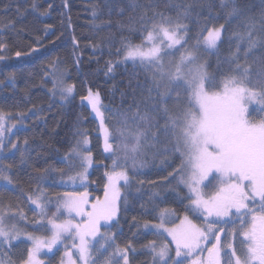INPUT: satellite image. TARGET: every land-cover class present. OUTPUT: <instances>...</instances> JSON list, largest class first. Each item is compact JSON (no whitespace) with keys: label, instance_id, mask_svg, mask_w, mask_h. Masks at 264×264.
<instances>
[{"label":"snow or ice","instance_id":"snow-or-ice-1","mask_svg":"<svg viewBox=\"0 0 264 264\" xmlns=\"http://www.w3.org/2000/svg\"><path fill=\"white\" fill-rule=\"evenodd\" d=\"M196 6L201 11L196 13L195 20L194 5L183 3L166 4L163 10L147 3L137 15L129 17L138 26L134 34L139 41L122 40L116 50L122 59L115 63H131L151 73L146 77L150 94L146 100L153 103L144 112L139 104L135 111L132 106L125 111L117 110L114 113L117 118L109 122L110 118L102 111L105 106L99 93L89 89L88 95L81 99L87 101L99 120L103 153L111 158V165H98L107 169L103 197L93 200L87 191L89 183H94L89 181V169L95 156L90 151L88 136L77 131L74 135L78 138L60 160L65 167L59 170L61 179L56 186L85 190L58 192L49 198L39 188L49 169L36 177L37 188L27 199L30 210L40 219L31 223L50 232L48 238L23 231L20 227L26 220L23 209L11 210V204L4 205L0 200L3 250L0 264H42L41 250L51 251L57 244L65 245L68 264H97L101 256L100 264H131L130 253L136 252L132 241L123 246L116 244L115 235H106L101 228L119 222L122 202L127 211L126 195L121 189L131 184L129 172L137 171L138 165L143 167L144 160L140 158H147L152 149H155L151 152L153 159L165 157L163 165L171 166L179 159L178 166L157 183L171 185L175 181L172 192L178 202L187 200L185 211L194 213L201 222H194L188 215L181 218L175 209L167 207L159 209V223L144 221L143 228L156 237L142 246L151 254V264H264V116L253 120L249 109L257 97L264 101V55L253 61L255 68L240 62L241 42L248 44L243 50L245 60L252 49L264 48V11L257 29L256 17L247 15L249 9L238 0H220V7L229 9L224 17L227 22L220 24L216 23L220 14L211 11L212 0L204 3L197 0ZM203 9H208L207 14ZM232 20H240L246 35L233 33L229 39H237L236 50L230 48L229 55L218 58L217 70L209 73L208 62H200L202 54L219 53ZM257 32L259 39L254 38ZM0 50H6L4 43H0ZM58 64V60L52 61L45 77L53 78V88L49 90L52 95L58 91L61 103H67L75 96V84L64 82L65 74L58 71ZM113 69V62H109L108 72ZM11 118L0 112V150L5 148V141L10 140L9 134L15 127L7 123ZM27 149L25 140L22 145L19 141L12 142L9 151L19 150L23 160ZM10 169L11 166L0 165V174ZM210 177L218 178L211 194L204 191L211 183ZM3 179L11 183L9 177ZM183 189L187 192L181 195ZM155 196L159 197V193ZM53 204L55 211L49 215ZM65 215L67 218L61 220ZM173 219H180V224L168 227ZM133 223H138L135 217ZM22 236L26 239L21 240ZM101 239L103 243L97 246ZM69 240L71 243H65ZM13 242L30 245L18 260L11 257ZM109 248L113 250L108 252ZM91 249H95L94 258Z\"/></svg>","mask_w":264,"mask_h":264},{"label":"trees","instance_id":"trees-1","mask_svg":"<svg viewBox=\"0 0 264 264\" xmlns=\"http://www.w3.org/2000/svg\"><path fill=\"white\" fill-rule=\"evenodd\" d=\"M204 2L206 0H199V3ZM238 2L249 9L247 15L256 17L259 29L261 12L264 11L262 0ZM33 3L36 7H33ZM147 3L158 5L160 10L166 4L194 5L193 20L196 19V13L201 11L196 6L197 0H0V43L6 46V50H0V112L18 117L20 113L33 111L27 115L36 117L22 134L19 133L23 135L22 142L28 141L23 160L17 158L20 156L19 150L14 155V162L8 157L0 158L2 165L18 169L17 174L13 175V180L17 182L14 181L11 189L17 199L18 195L24 199L32 195L37 188L36 177L44 169H49V173L39 183V188L51 198V194L59 188L55 185V172L62 168L60 160L78 138L74 135L77 131L89 134L92 138L90 150L95 156V163L90 169L89 180L94 182L97 189H103L107 169L98 165H111V158L103 153V141L96 132V120L81 98L89 89L98 92L105 109L111 110L103 109L105 116L110 118L109 122L117 118L114 115L117 110L125 111L132 106L135 111L139 104L140 111L144 112L153 103L152 100H146L150 95L146 77H150L151 73L139 66L134 67L131 63H115L121 60V56L116 55V50L121 47L122 40L133 43L139 41V36L134 34V29L138 26L129 17L137 15ZM212 3V13H219L221 16L216 23H226L224 17L229 9H222L220 0H212ZM133 5L139 7L134 9ZM207 11L208 9H203L204 14ZM246 31L240 26V20L228 23L219 53L204 54L209 73L217 70L218 58L229 55L230 48L232 51L236 50L237 39H229L233 33L246 35ZM259 37L260 33L257 32L254 38ZM241 43L240 62L252 64L255 68L253 61L264 55V48L257 46L252 49L251 55L245 60L243 50L248 44L247 41ZM17 52L22 55L17 57ZM54 60L59 61L58 71L67 73V83L75 84V96L67 103H61L60 98L52 96L49 91L53 81L51 76L45 77V72ZM109 62L114 64L111 73L108 72ZM222 67L226 69L227 66ZM151 95L154 96L155 93ZM160 123L163 124L164 121L161 120ZM163 139L162 135L161 140ZM152 151L155 149L149 151L147 158H140L144 160V166L138 165L137 171H130L131 184L121 189L126 195L127 211L122 202L119 222L112 223L110 228L103 227L108 228L107 235H115L116 244L123 246L129 240L132 241L136 252L130 253L131 264H151L152 261L151 254L142 246L156 237L143 228L144 221L158 222L159 209L164 207L175 209L176 215L188 213L184 208L188 201L179 203L172 192L175 181L171 185L157 183L178 166L179 159L171 163V166H166L162 164L165 157L157 156L153 159ZM167 158L171 162V156ZM7 182L0 178V187L7 188ZM46 186H49V190ZM186 192L187 189H183L181 195ZM156 193H159V197L155 196ZM0 199L2 200L1 197ZM25 201L29 202L28 199ZM3 204L6 205L5 202ZM53 211L55 204L48 214L51 215ZM133 217L138 223H133ZM21 226L33 230L26 222L21 223ZM36 231L50 234L42 229ZM100 242L102 241L97 246ZM112 250L109 248L108 252Z\"/></svg>","mask_w":264,"mask_h":264},{"label":"rangeland","instance_id":"rangeland-1","mask_svg":"<svg viewBox=\"0 0 264 264\" xmlns=\"http://www.w3.org/2000/svg\"><path fill=\"white\" fill-rule=\"evenodd\" d=\"M181 51H183V49H181ZM204 54L205 53L202 54L200 62L205 61ZM178 56H179V53H177V58H178ZM120 59H122V55H121ZM63 73L65 74V78H67V73L65 71ZM52 81H53V78H52ZM64 82L67 84L66 79L64 80ZM52 88H53V82H52ZM93 93H97V92H93ZM87 95H88V93L85 96H87ZM55 96L60 98V95H59L58 91H57ZM82 102L87 105V107L90 110L91 116L95 118L96 123H97L96 132L99 133V120L96 118L95 113H93L91 111V107L88 105L87 101H82ZM261 108H264V101H261V99L259 97H257L249 105V109H250V113H251L250 118L253 119V120H258V119H260L261 116H264V111H260ZM102 111L104 112L103 109H102ZM31 112H33V111H31ZM31 112H28V113H31ZM28 113H26V114L25 113H20V115L18 117L14 116L12 114L5 113V114L10 115L12 117L10 120L7 121L8 125L10 127L15 125V127L13 128V132L9 134L10 135V140H6L5 141V148L3 150H0V158L8 157L9 160H12L14 162V159H15L14 155L18 153V150L14 151V152H10L9 149L11 147V143L19 141V143L22 144L23 143L22 141L24 140L23 135H21L23 133V130H26V128H28L29 124L31 122H33L35 120V118H36V117H34L32 115L28 116L27 115ZM257 113H259V115H257ZM19 133H21V134H19ZM86 136H88V138H89V140L91 142L92 138L90 137V135L88 134ZM101 140H102V138H101ZM17 158H21V157L19 156ZM8 163L9 162H7V164ZM0 165H2V163H0ZM3 167L5 168V167H7V165L3 164ZM64 167H65V165L62 164V168H64ZM90 169H89V173L91 172ZM59 170L60 169H57L56 172H55V178H56L55 185L58 184L60 179H61L60 175H59ZM17 171H18V169H16V167H11L10 171H3L4 175L0 174V178H1V180L3 182L7 181V180L3 179L4 176L9 177V179L11 180V183L7 182L8 183V187L7 188L0 187V197L2 198V201L5 202L6 205L11 204L13 206V208L11 210H15L14 208L23 209V212L26 215V220L24 222H26L28 225H30L33 228V230H30L29 228H27V227L24 228V227H22L20 225V227H21V229L23 231L31 232L37 237L48 238V237H50L51 233L50 234H44V233L38 232V231H36V229L38 230V228L32 226L31 222L33 220H39L40 217L35 215L34 212L32 210H30V201L26 202L25 199H27V198L25 197V199H24L20 195H18V199H17L14 196L15 193L11 190L12 186H14V184H13L14 181H16V180H13V178H14L13 175H16ZM89 181L92 182L91 180H89ZM121 183H123V182H121ZM206 183H208V182L206 181ZM52 184H54V182H52ZM216 184L217 183L214 182V179H211V183L208 184V187L205 188L204 191H206L209 194H211V192L214 191V186ZM46 187H47L46 189L49 190V186H46ZM84 190L85 189L81 188V187H75V188H73V187H59L53 195L51 194V198H54L56 193H58V192L63 194L66 191H80V192H82ZM87 191L89 192V194L91 196H93L92 197L93 200L98 196L97 195L98 193H100L99 196L103 195V189H97V186L94 183H89ZM94 196H96V197H94ZM33 198H35V197H33ZM15 202H17V203H15ZM31 207H34V206H31ZM184 215H188L189 219H192L194 222H197V223L201 222V218H198L192 212L184 213V214L178 215V216L182 218ZM66 218H67L66 215L62 216L61 220L66 219ZM159 222H160V220H158V222H155L153 224H156V223H159ZM237 223H239V221H237ZM179 224H180V219H173L172 222L169 223L167 226L168 227H175V226H178ZM229 227H231V225H229ZM20 239L21 240H25L26 238L22 236ZM100 241H102L100 243H103L102 239ZM13 243H14V247H12L11 250H10L11 251V257H12V259L18 260L21 257L22 254L26 253V250H27V248L30 245L28 243H26V242L25 243L13 242ZM65 243H71V241L69 240V241H66ZM66 250L67 249L65 248L64 244L54 245L51 251H49L47 248H44V249L41 250V252L39 254V259L42 261V264H61V260H62V258H64V264H68L67 258L64 257V252ZM2 251L3 250L0 249V252H2ZM91 251H92L93 258H94L96 256L95 249H91ZM172 255L173 256L175 255L174 251H173ZM102 257L103 256L100 257V260L102 259ZM75 258L76 257H73V259H75ZM100 260L97 261V264H100Z\"/></svg>","mask_w":264,"mask_h":264},{"label":"flooded vegetation","instance_id":"flooded-vegetation-1","mask_svg":"<svg viewBox=\"0 0 264 264\" xmlns=\"http://www.w3.org/2000/svg\"><path fill=\"white\" fill-rule=\"evenodd\" d=\"M210 180H211V177H210ZM213 181V180H212ZM217 181V182H216ZM214 182H216V183H218V178L217 179H214ZM108 228H110L109 226H108ZM107 228V229H108ZM103 230H106V228H103Z\"/></svg>","mask_w":264,"mask_h":264},{"label":"bare ground","instance_id":"bare-ground-1","mask_svg":"<svg viewBox=\"0 0 264 264\" xmlns=\"http://www.w3.org/2000/svg\"><path fill=\"white\" fill-rule=\"evenodd\" d=\"M258 36H259V35H258ZM28 39H29V38H28ZM148 101H149V100H148ZM143 106H144V105H143ZM143 106H142V107H143ZM140 107H141V106H140Z\"/></svg>","mask_w":264,"mask_h":264}]
</instances>
